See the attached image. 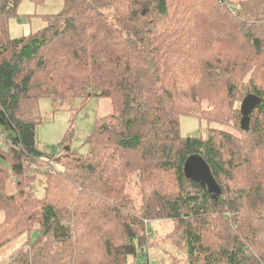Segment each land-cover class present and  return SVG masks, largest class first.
<instances>
[{
	"label": "trees",
	"instance_id": "trees-1",
	"mask_svg": "<svg viewBox=\"0 0 264 264\" xmlns=\"http://www.w3.org/2000/svg\"><path fill=\"white\" fill-rule=\"evenodd\" d=\"M21 1L0 0V254L21 242L0 264H151L149 231L123 203L133 172L153 187L139 190L141 216L173 222L188 264H264V0H64L42 29L11 38ZM247 94L260 100L242 129ZM94 96L112 110L84 158L39 148L40 98ZM180 115L231 116L238 134L182 137ZM155 171L171 172L169 190L156 191Z\"/></svg>",
	"mask_w": 264,
	"mask_h": 264
},
{
	"label": "rangeland",
	"instance_id": "rangeland-1",
	"mask_svg": "<svg viewBox=\"0 0 264 264\" xmlns=\"http://www.w3.org/2000/svg\"><path fill=\"white\" fill-rule=\"evenodd\" d=\"M63 5L64 0H45L40 4L22 0L17 7L18 17H11L8 20L9 36L11 38L29 36L39 31L46 24L45 16L57 14ZM240 104L241 101L236 102L237 108H240ZM38 106L41 119V123L36 129L39 148L49 154L62 156L65 155L64 150L68 146L70 154L81 158L85 157L87 151L85 140L87 135L93 131L96 118L106 115L112 110L111 99L99 96L90 97L86 101L80 98L52 101L48 97H43L39 99ZM228 118L230 120L227 124L219 125L215 122L208 123L206 120H200L193 116L180 115V135L205 139L210 127H217L238 134V131L229 124L230 121L235 123V120L231 116ZM238 125L240 126V120ZM1 131L0 128V133ZM0 144H3L1 136ZM131 157L135 161L139 159L135 153ZM155 175L157 178L156 191H167L175 183L170 171H155L152 178H155ZM126 184L127 195L123 197V203L130 214L134 215L135 218H141L143 234L147 235V230L149 231L150 239L145 246L150 248L149 260L151 264H188L186 249L182 245L179 232L174 231L173 222L167 218L152 220L141 216L147 202V194L140 195L139 190L145 188L150 191L153 187L144 181L142 182L136 176V172L130 173L126 179ZM9 190L12 191L13 187L10 186ZM42 193L43 185L37 184L36 196H41ZM2 219L3 213L0 211V221ZM123 241V239L120 240V242ZM20 245V240H17V242L5 247L0 254V263L6 262ZM139 261L144 262L142 256Z\"/></svg>",
	"mask_w": 264,
	"mask_h": 264
},
{
	"label": "water",
	"instance_id": "water-1",
	"mask_svg": "<svg viewBox=\"0 0 264 264\" xmlns=\"http://www.w3.org/2000/svg\"><path fill=\"white\" fill-rule=\"evenodd\" d=\"M259 98L253 94H247L241 101L240 104V112H241V118H240V126L242 129H248L249 128V115L251 111L254 109V107L259 103ZM66 150L69 149L68 146L65 147ZM197 155H194V158L189 157L188 160L194 163V168L197 174H199L200 179H205L207 182L208 187L211 191L216 192V186L214 183V179L212 175L210 174L209 170L205 166L204 162H201L199 158H197ZM190 168V167H189ZM187 169V166H186ZM192 170V167L190 168ZM193 175L192 172H190V175ZM203 175L205 178H203Z\"/></svg>",
	"mask_w": 264,
	"mask_h": 264
}]
</instances>
